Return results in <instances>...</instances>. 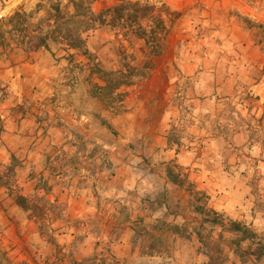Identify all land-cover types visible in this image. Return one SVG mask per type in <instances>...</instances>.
<instances>
[{"label":"rangeland","instance_id":"374dc122","mask_svg":"<svg viewBox=\"0 0 264 264\" xmlns=\"http://www.w3.org/2000/svg\"><path fill=\"white\" fill-rule=\"evenodd\" d=\"M76 1L93 13L119 3ZM138 1L163 18L156 54L133 29L106 26L83 34L86 54L34 47L31 29L43 34L53 6L72 4L0 0V264H206L212 240L223 264H264V102L254 77L216 88L239 75L228 20L196 3ZM16 11L28 31L7 22ZM135 68L146 75L121 100L93 95L102 70ZM233 221L255 235L239 245Z\"/></svg>","mask_w":264,"mask_h":264},{"label":"trees","instance_id":"16d2710c","mask_svg":"<svg viewBox=\"0 0 264 264\" xmlns=\"http://www.w3.org/2000/svg\"><path fill=\"white\" fill-rule=\"evenodd\" d=\"M119 3L110 6L108 8L102 9L98 13H93L88 9V11L81 12L78 8L80 2L76 0H69L73 6V11L65 10L61 11L60 5L57 3L53 6L54 14L49 24V29L40 34L41 29H31V32H34L35 35L38 34L39 43L35 44L34 47L43 46L48 48L47 40H52L54 42L61 43L65 49H82L83 54H86L85 49V37L84 33L89 30L98 28L100 26H106L112 30L119 29H133L135 36L138 38L144 39L146 42L150 39L153 43L152 49L150 50L151 54H156L157 49L159 48L160 38L162 33L166 32L165 24L161 14L152 15L151 11L153 10V5L148 4L143 1H129V0H118ZM20 17V18H18ZM26 13L25 11H16L12 16H10L7 22L13 23L12 26L15 28L13 20L15 19L18 24H24L25 31L29 30V26L26 24ZM145 20H150L153 27L150 30L149 37H146L144 30ZM132 32V30H131ZM28 43L32 40L33 35H26ZM27 42V41H26ZM138 69V70H137ZM136 72L132 76L127 75L121 70L115 71H105L102 70L101 79L104 84L97 86V92L93 94L95 97L100 98L103 102L106 101L107 97L115 98L117 101L121 100V93L118 92L119 88L122 86H127L132 84L136 79L144 77L146 72L142 68H135ZM114 95V96H113ZM115 102V101H114ZM111 105L107 100L105 105ZM15 203L21 206L25 210H30L31 212L34 209V206L30 204L31 200L27 197L21 196L20 194H14ZM33 207V208H32ZM34 213V212H33ZM214 218L210 220L212 223H216L221 216L219 213L212 211ZM36 216V215H35ZM209 219V218H206ZM231 231L241 234L242 239H239L238 244L241 245V242L248 237H253L255 234L249 230L247 227L242 225L240 222L233 221L231 222ZM208 242H205L208 246ZM210 243V242H209ZM213 253H218V256H215L207 250L206 255L208 256V261L206 264H223L227 261V257L223 255L221 250L217 248L219 241L212 240ZM239 251L242 250L239 246Z\"/></svg>","mask_w":264,"mask_h":264},{"label":"crops","instance_id":"0c3cea01","mask_svg":"<svg viewBox=\"0 0 264 264\" xmlns=\"http://www.w3.org/2000/svg\"><path fill=\"white\" fill-rule=\"evenodd\" d=\"M170 7L181 10L189 4H197L198 8L203 6L207 9L213 8L212 14L218 16L222 21H227L224 29L227 32L233 47H237V57L235 61L238 66L239 75L235 73L226 78V81L216 88H232L237 79H251L247 84H251L255 94L259 96V102H264V0H165ZM12 3H10L11 5ZM10 5L8 6L10 9ZM201 5V6H200ZM9 10H6L8 12ZM234 18L243 21H233ZM220 19V20H221ZM245 20V22H244ZM255 23V25L253 24ZM249 24V25H247ZM258 27L261 29V36L257 33ZM223 29V30H224ZM229 45V47H231ZM232 53L235 51L232 50Z\"/></svg>","mask_w":264,"mask_h":264}]
</instances>
